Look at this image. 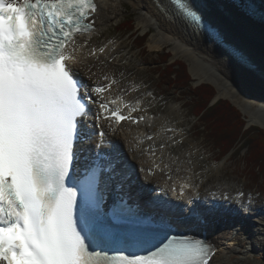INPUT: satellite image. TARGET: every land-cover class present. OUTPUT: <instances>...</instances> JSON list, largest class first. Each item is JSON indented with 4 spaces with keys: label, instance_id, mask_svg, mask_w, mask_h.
<instances>
[{
    "label": "snow or ice",
    "instance_id": "1",
    "mask_svg": "<svg viewBox=\"0 0 264 264\" xmlns=\"http://www.w3.org/2000/svg\"><path fill=\"white\" fill-rule=\"evenodd\" d=\"M170 3L185 20L201 22L189 0ZM97 7L94 0H0V264H209L215 252L210 242L187 236L165 237L158 245L129 240L94 211L103 197L94 200L91 186L77 184L79 203L76 188L68 186L77 118L86 115L91 99L75 78L73 65L84 55L76 36L94 29L90 17ZM105 50L86 55L99 60ZM103 79L108 83L91 91L110 127L122 121L152 126L139 99L109 98L105 93L117 81L107 74ZM155 151L153 144L154 158ZM162 165L161 159L155 166ZM109 215L116 219L117 209Z\"/></svg>",
    "mask_w": 264,
    "mask_h": 264
},
{
    "label": "bare ground",
    "instance_id": "2",
    "mask_svg": "<svg viewBox=\"0 0 264 264\" xmlns=\"http://www.w3.org/2000/svg\"><path fill=\"white\" fill-rule=\"evenodd\" d=\"M250 1L256 3L260 11L264 13V0ZM127 2L131 3L134 10L139 12L138 27L142 28L145 32L153 29L147 43L150 51L154 52L168 47L173 51L176 58L183 57L188 60L190 63V71L194 77L198 79V81H196L197 84L203 82L214 84L218 91V100L219 98H229L235 105L240 107L246 115H249V125L257 124L264 128V86L261 85L264 84V49L257 48L255 45L251 44L246 37L234 33L233 30H229L227 27L228 24L226 25L223 23L219 19V16L234 14L233 16L240 23L254 30L261 38H264V17L262 19L251 17L243 12L231 0H189V2L200 15H203L211 24L216 25L219 30L223 32L227 41L242 50L246 57L252 63L256 64L257 70L249 68L227 49L216 43L213 39L206 37L203 32L196 29L191 23L182 18L168 0H96L98 6L97 11L90 17V20H94L95 28L88 33L76 37L77 44L82 46L80 50L84 55H82L80 63L73 65V69L76 70L80 76L83 75L90 83L94 81L91 84L104 85L108 83V81L102 82L104 74H107L110 78L117 81L108 94L114 97L122 96L125 100L134 101L139 99L142 106L146 109L144 101L147 93H143V96H140L136 91L138 87L134 83H130L128 87L124 86V84H120L117 74L113 69L115 63L124 62L126 64L127 62L130 63L133 61L137 57L136 52L127 49L123 42H115L106 44L105 53L99 54V60L94 56L86 55L91 46V38L98 34H102L110 23L121 15L119 8L123 7ZM85 41H87L86 45ZM93 46L92 48H98L95 41ZM240 72L254 77L257 80L256 82L260 84L259 88L253 89L248 87ZM124 87L127 88L124 89ZM251 92H253V94ZM175 107L176 106H172L169 109L171 113L165 110L161 117L151 119V127L145 122L136 125L131 122H124L120 126L112 124L111 127L109 126V121L103 122V124L106 125L105 127H107L108 135L113 134V138H118L117 140L122 142L121 148L123 153L131 159V163L141 165L145 168V172L149 169L154 171V169H156L155 165L162 159L163 165H167V167H163L162 165L161 168H157L156 175L154 176L156 180L161 179L162 174L165 173H167L166 175L174 174L176 176L185 177L191 174L189 172H182V170L180 171L179 162L180 160H185L183 164H186L185 156L180 155L178 158H171V155H173V153L175 154L176 151L178 154L179 144L185 143V140H183L179 141L177 145L175 144L176 146L173 145V141L178 139L179 134H177V131L181 127V125L172 124V112L176 110ZM152 109L149 110L151 114L156 111L154 108ZM143 114L148 116V110ZM161 125L173 129V131H165L161 128ZM146 133L154 134V140L149 141L144 139ZM161 142H167V147L160 149L159 144ZM153 144L156 146L155 158L149 154L150 146ZM201 167H194L191 160L185 165V168L192 172L190 176L192 182L200 181L204 177L202 176L201 178V175L198 174ZM125 169L130 171L132 165L129 166V164H127L124 170ZM159 169H163L162 174H158ZM219 170H221L220 167L216 169V174L213 173L210 176L208 175L209 177L204 179V183L206 185L210 184L217 176L222 180V177L218 175ZM145 175L146 174L143 173V176ZM152 180L154 182V179ZM184 184L187 185L180 184L179 188L184 189V186H189L188 181L184 182ZM160 186H166V183ZM173 186L178 187L179 185ZM213 189L215 191L219 188L213 187ZM234 191L235 190L231 191V189H227L225 193L222 194L223 199L226 198V196L229 197L231 207H234L236 203H238L233 202V196L231 197L230 195V192L232 193ZM189 193L193 195L194 199H196L197 196H202V193L204 199L206 196L207 198L211 197L215 202H220L217 196L213 197L212 194H208L202 185L198 189H189L188 194L184 193L183 198H186V195H189ZM254 196L256 197V195ZM136 199L135 197V200ZM221 207L222 205L219 209L211 207V209L207 208L206 211L203 210L200 216L208 217V220H211L209 221L210 227H207V225L206 227L200 226L201 224H197V221L200 219H197L193 224H197L198 228L196 230L192 229V233L203 236L205 231L207 241L214 245L215 252L209 264H236L242 260H244L245 263L251 262L252 250L256 252V250L261 248L254 244H250L252 245L251 248L247 247L244 241L239 240L238 235L231 239L232 245L234 246L225 244L228 229L224 226V221L230 218V216L226 215L224 213L225 211L220 210ZM175 211V213L173 211L174 214L170 212L168 215H183L179 212V209H175ZM255 212L258 213L260 211L257 210ZM218 219L221 222L218 228L220 231L217 230L213 232V230L218 227L219 222H217L218 224L216 223ZM171 220L174 224H177L174 217H171ZM179 225L183 226L181 222ZM237 234H239V232Z\"/></svg>",
    "mask_w": 264,
    "mask_h": 264
},
{
    "label": "rangeland",
    "instance_id": "3",
    "mask_svg": "<svg viewBox=\"0 0 264 264\" xmlns=\"http://www.w3.org/2000/svg\"><path fill=\"white\" fill-rule=\"evenodd\" d=\"M119 9L121 11V15L116 20L112 21L102 34H98L91 38L92 40L90 41L91 46L89 47V50H91L94 41L96 42L98 48L101 46H106V44L111 41V43L123 42L125 43L127 49L137 53V57L130 63L127 62L125 64L124 62H120L114 64L113 69L117 74L118 82L120 84H124V86L127 87L130 83H134L138 87L136 91L140 96H143V93H147L144 103L146 105V110H148V117L152 119L161 117L162 113L165 110H168V113H171L169 109L172 106H176V110L172 112V124L178 126L181 125V127L177 131V134H179L178 139L174 140L175 143H173V145H177L179 141L183 140H185V143H180L182 145L179 144L178 154L175 150L176 153H173V155H171V158H178L180 155H182L186 157V164L191 160L194 167L202 166L198 174L201 175V178L202 176L204 177L200 181H191L190 176L192 172L188 171L185 168L186 164H183L185 160H180L179 162L180 171L182 170V172H189L191 173L190 175H187L185 177L176 176L174 174H164L159 181L166 183V185H184V182L188 181L190 190L193 188L198 189L202 185L208 194L224 193L227 189H231V191L235 190L234 192L236 193L230 192V195L231 197L233 196V202L238 203H236V205L234 206L235 208H230V212L233 216H235V218H237L233 219V217L230 216V218L224 221V226L228 229V235L225 244L228 246H234L232 245L231 239L232 237L238 235L239 240L244 241L247 247L251 248V246L254 244L261 249L256 250V252L252 250L251 262L245 263V261L242 260L236 264H264V177H261V175L254 177L252 173L253 171H251L253 169L248 166L245 159L247 157V148H243L242 150L238 149L239 147H241L243 142H241L234 151H231L224 156H222L221 154L219 155L220 150H216L213 144L208 142L205 136L200 132L202 131V128L199 129L200 122L196 116L197 113L194 112L191 108L192 101L188 95V92L183 89L173 88L170 86L168 80L164 81L159 78L157 74L158 68L162 67L159 63L160 56L168 54L170 56V65H173L175 63L184 65V68H186V76L190 78L191 87L197 88L201 85L212 86L215 95L209 106L216 104L219 100H227L240 112L242 116L241 118L245 124V129L256 127L264 131V128L257 124L249 125V115H246L242 111V109L235 105L229 98H219L218 100V91L214 84L210 82L197 84L196 81H198V79H196L190 71V63L188 60L183 57L176 58L173 51L168 47H164L162 50L154 52L150 51L148 49L147 43L153 29L145 32L142 28L138 27L137 22L139 12L134 10V7L131 3H125L124 6ZM233 15H221L219 16V19L226 25L228 24L227 27L229 30H233L234 33L241 34L243 37H246V39H248L249 42L255 45L257 48L264 49V38H261V36L254 32V30H251L250 28H247L246 25L240 23ZM127 18L133 19L135 23L134 32L139 36L146 38V48H144V50L138 48L135 38L132 36V34L119 33L117 27ZM179 69H181V67H179ZM240 73L242 74V72ZM242 75L248 87H251L253 89L259 88L260 84L256 82L257 80L254 77H250L247 74ZM102 82L106 81L103 79ZM261 85L264 86V84ZM127 87H124V89ZM148 93H151V95H148ZM251 93L253 94V92ZM152 108L156 110L155 112H153V114L149 112V110H151ZM219 167L222 171L219 170L218 175L222 177V180H220L217 176L210 184L206 185L204 183V179L209 177L213 173L216 174V169ZM169 176L171 177V179L168 178ZM213 187L219 188V191H214ZM201 195L203 196L202 193ZM254 195H256V197ZM188 197L193 198V195L189 193V195H186V198ZM209 200V197L203 200L204 204L208 205V203L211 202ZM207 205L206 208H208ZM257 210H259L260 212H255ZM244 213L245 215L243 217ZM239 214L242 217H240ZM217 230L218 227L213 230V232H216ZM238 232L239 234H237Z\"/></svg>",
    "mask_w": 264,
    "mask_h": 264
},
{
    "label": "trees",
    "instance_id": "4",
    "mask_svg": "<svg viewBox=\"0 0 264 264\" xmlns=\"http://www.w3.org/2000/svg\"><path fill=\"white\" fill-rule=\"evenodd\" d=\"M135 23L132 18H127L117 27L120 34L130 33L135 38L138 48L144 50L146 38L139 36L134 31ZM169 55L160 56L158 76L161 80H168L173 88L183 89L191 98V108L196 112L200 122L199 129L205 138L213 144L214 148L222 156L238 149L247 148L246 162L250 166L253 175L264 177V131L258 128L245 129L240 112L227 100H219L210 105L215 92L211 85H201L193 88L190 86V78L186 76V68L180 63L169 64ZM181 67V69H179ZM258 179V178H257Z\"/></svg>",
    "mask_w": 264,
    "mask_h": 264
},
{
    "label": "water",
    "instance_id": "5",
    "mask_svg": "<svg viewBox=\"0 0 264 264\" xmlns=\"http://www.w3.org/2000/svg\"><path fill=\"white\" fill-rule=\"evenodd\" d=\"M245 10V13L250 15L253 18H259L262 19L264 17V13L262 11H258L259 7L256 5V3L252 4H247L246 7H243ZM196 10V9H195ZM197 11V10H196ZM200 15V14H199ZM202 18L207 20L203 15H200ZM208 21V20H207ZM195 28H198L194 23H191ZM205 28L200 29L201 32H203L206 37L209 39H213L215 42H217L219 45L227 49L231 54H233L239 61L240 56L246 57V55L243 53L242 50L238 49L234 45H232L229 41H227L225 35L223 34L222 31L219 30V28L216 25L211 24L209 21L206 23L204 21ZM247 58V57H246ZM248 63L246 64L249 68L257 70L256 64L252 63L248 58H247ZM245 64V63H243Z\"/></svg>",
    "mask_w": 264,
    "mask_h": 264
}]
</instances>
